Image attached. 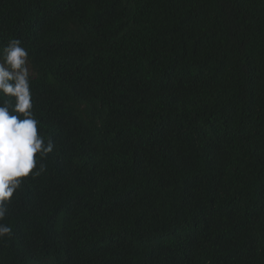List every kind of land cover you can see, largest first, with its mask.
<instances>
[{"label":"trees","instance_id":"obj_1","mask_svg":"<svg viewBox=\"0 0 264 264\" xmlns=\"http://www.w3.org/2000/svg\"><path fill=\"white\" fill-rule=\"evenodd\" d=\"M46 171L0 264H264V0H0Z\"/></svg>","mask_w":264,"mask_h":264},{"label":"clouds","instance_id":"obj_2","mask_svg":"<svg viewBox=\"0 0 264 264\" xmlns=\"http://www.w3.org/2000/svg\"><path fill=\"white\" fill-rule=\"evenodd\" d=\"M29 52L18 38L0 50V241L13 230L3 223L14 193L25 178L46 171L40 160L54 150L38 133L39 120L33 111Z\"/></svg>","mask_w":264,"mask_h":264},{"label":"rangeland","instance_id":"obj_3","mask_svg":"<svg viewBox=\"0 0 264 264\" xmlns=\"http://www.w3.org/2000/svg\"><path fill=\"white\" fill-rule=\"evenodd\" d=\"M30 72H31V76H32V71H31V69H30Z\"/></svg>","mask_w":264,"mask_h":264}]
</instances>
